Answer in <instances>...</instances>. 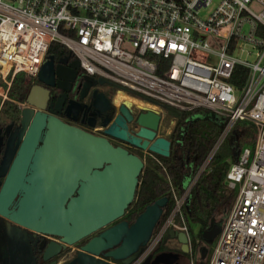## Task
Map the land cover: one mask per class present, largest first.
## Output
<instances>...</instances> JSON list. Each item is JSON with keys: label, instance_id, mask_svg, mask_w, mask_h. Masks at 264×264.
I'll return each instance as SVG.
<instances>
[{"label": "built area", "instance_id": "built-area-1", "mask_svg": "<svg viewBox=\"0 0 264 264\" xmlns=\"http://www.w3.org/2000/svg\"><path fill=\"white\" fill-rule=\"evenodd\" d=\"M53 42L77 57L84 75L112 84L118 110L125 94L162 114L165 106L201 108L226 119L184 191L168 177L174 209L132 264H142L171 229L190 243L191 190L239 121L256 136L227 172L235 198L205 263L264 264V0H0V96L18 74L38 76ZM239 67L246 69L241 87Z\"/></svg>", "mask_w": 264, "mask_h": 264}, {"label": "water", "instance_id": "water-1", "mask_svg": "<svg viewBox=\"0 0 264 264\" xmlns=\"http://www.w3.org/2000/svg\"><path fill=\"white\" fill-rule=\"evenodd\" d=\"M54 72L58 74L59 71L51 56L37 77L46 82V76ZM106 82L103 78L95 81ZM92 84L93 78L88 77L84 88ZM45 98L46 93L34 87L27 102L42 109L39 101ZM98 102H109L105 93L96 92L95 103ZM132 105L128 99L123 101L115 121L109 126L108 122L103 124L107 126L106 133L169 157L171 141L156 136L162 119L160 110L139 105L141 112L137 123L140 129L135 135L127 134L125 120L134 118ZM28 110L23 111L24 120ZM30 121V130L21 147L23 154L4 184L0 183V215L36 234L60 238L62 244L50 241L42 247L44 260L59 255L63 245L75 244L103 229L88 239L78 255L61 264H132L152 237L168 202L167 197L158 199L147 206L132 224L120 220L134 201L144 161L121 147L113 146L106 138L67 126L55 118L47 120L38 113L33 118L31 116ZM117 124L123 129L119 130ZM44 131L41 148L33 150ZM31 160L32 171L28 175ZM18 195L17 209L10 210L9 206ZM220 231L219 225L214 224L204 232L203 238L214 240ZM169 235L180 243L183 253L190 252L186 232L171 229ZM206 254L205 247L203 257ZM176 260V255L163 253L152 261L151 257L147 258L144 264H172Z\"/></svg>", "mask_w": 264, "mask_h": 264}, {"label": "trees", "instance_id": "trees-1", "mask_svg": "<svg viewBox=\"0 0 264 264\" xmlns=\"http://www.w3.org/2000/svg\"><path fill=\"white\" fill-rule=\"evenodd\" d=\"M62 33L65 35L64 32ZM54 53L70 54L71 52L62 43L53 42L47 55ZM245 78L246 69L239 67L236 71V82L239 87L244 83ZM27 79L24 74L16 76L8 91L11 99L20 102L25 100L30 85V81ZM0 83H2L1 78ZM1 106L2 111H8L16 104L6 100L2 105V98L0 97ZM165 111L168 115L175 118V125L168 136L171 141L170 156L164 157L153 153L162 165L153 156H149L146 159L134 201L126 210L123 218L131 224L147 206L155 203L158 199L167 197L168 202L164 207L163 215L154 233L166 221L175 206L168 177L171 179L175 189L178 192H183L186 180L188 177L195 175L226 124L225 118L206 109L197 108L191 111H181L165 106ZM233 133L234 138L228 137L225 139L229 146L228 150L223 152L219 148L216 151L210 162V168L200 175L191 190L186 204L185 215L190 232L191 252L183 253L181 250L176 252L164 247L165 241L171 239L168 231L158 247L149 256L151 260L163 253H173L177 256L175 262L191 264L193 249L197 247V237L207 245L211 243L203 238L204 232L217 223L216 214L220 208L225 207L231 210L235 198V192L226 183L227 172L231 164L236 161V153L245 146H251L256 136L254 126L246 121L237 122ZM191 224L200 226L197 236L191 232ZM219 227L221 226L219 225ZM200 252L203 254V248L200 249Z\"/></svg>", "mask_w": 264, "mask_h": 264}, {"label": "flooded vegetation", "instance_id": "flooded-vegetation-1", "mask_svg": "<svg viewBox=\"0 0 264 264\" xmlns=\"http://www.w3.org/2000/svg\"><path fill=\"white\" fill-rule=\"evenodd\" d=\"M51 56H53L54 66L58 68V74L55 72L52 75L49 74L46 76V82L40 81L38 77L27 79L30 81V85L24 101H14L9 97L8 91L13 82L8 88L6 97L3 98L0 96L2 98V105L6 100L16 104V106H12L8 111H2V106L0 107L1 185L6 181V178L14 165L18 164L17 159L23 154V150H21L22 144L24 143L31 127L30 118L31 116L33 118L38 113L40 117L44 115L47 120L49 117H52L67 126L81 129L95 136L106 138L113 146L121 147L129 153L140 157L144 161V164L149 156H154V154L148 149H142L133 145L128 140L114 137L106 133L107 126H104L103 124L108 122L109 126L120 114V110L117 109L115 103L116 91L110 82L104 84L95 83L97 79L93 78V84L91 87L84 88L88 76L81 72L80 62L76 56L71 53H54L48 54L45 61ZM34 87L46 93L45 100L39 101V103L43 105L42 109L27 102L28 95ZM96 92L105 93L109 102L95 103ZM27 108L29 110L27 111V117L24 120L23 111ZM140 112L139 109L132 110L134 118L132 120H125L127 134L135 135L139 131L140 126L137 123V116ZM117 127L119 130L123 129V126L119 124H117ZM160 129L161 121L156 130V136H162L159 133ZM45 132L46 131L42 132L41 138L33 150H39L41 148ZM32 164L33 161L31 160L28 165V175L32 171ZM18 198L19 195L9 206L10 210L17 209ZM124 216L120 220H125L123 219ZM102 230L97 231L92 236L98 234ZM92 236L72 245H63L62 251L59 255L49 260H44V249L42 247L50 241L61 243L60 238L36 234L35 232L23 228L0 215V264H50L52 261L61 264L70 261L78 255L82 251L83 245ZM214 240L208 241L212 244ZM170 249H172L171 251L179 252L181 250V245L179 243V247ZM172 255L175 254L172 253ZM100 257L105 258L103 255ZM107 259L112 260L109 258ZM153 259L154 258H152V260ZM172 264L182 263L177 261Z\"/></svg>", "mask_w": 264, "mask_h": 264}, {"label": "rangeland", "instance_id": "rangeland-1", "mask_svg": "<svg viewBox=\"0 0 264 264\" xmlns=\"http://www.w3.org/2000/svg\"><path fill=\"white\" fill-rule=\"evenodd\" d=\"M125 98H127V96ZM127 99H130V98L128 97ZM131 99H132L133 104H135V106L137 104H142L143 103L142 101L144 100L143 98H139L137 96H132ZM174 125H175V118L168 115L166 112H163L162 119H161V129L159 132L160 135L168 138V136L171 133ZM226 141H224L221 144L220 151L225 152L226 150H228L229 146H228V143ZM229 213H230V208L222 207L218 210V212L216 214L217 223H215V224L220 225L221 229L224 227V224L228 219ZM199 230H200V226L198 224H191V232L195 236H197ZM189 234H190V232H189ZM196 242H197V247H195L193 249L192 262H194V264H206L205 260L210 258L212 251L214 250L215 246L218 243V236L215 238L214 242L212 244H210L209 246L198 237H197ZM164 247H168V248L179 247V243L176 239H172V240L168 239L165 241ZM205 247L207 248L208 253H207V256L203 257V254H201L200 249L205 248ZM190 252H191V245H190Z\"/></svg>", "mask_w": 264, "mask_h": 264}, {"label": "bare ground", "instance_id": "bare-ground-1", "mask_svg": "<svg viewBox=\"0 0 264 264\" xmlns=\"http://www.w3.org/2000/svg\"><path fill=\"white\" fill-rule=\"evenodd\" d=\"M123 96H125L126 97V95L125 94H122V95H120L119 97H123ZM128 98V97H127ZM138 99V98H137ZM128 100H132V99H128Z\"/></svg>", "mask_w": 264, "mask_h": 264}]
</instances>
